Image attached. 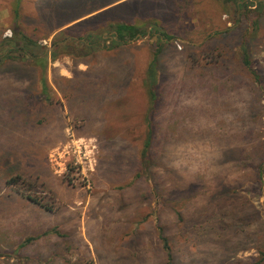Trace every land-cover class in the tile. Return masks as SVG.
Instances as JSON below:
<instances>
[{
    "label": "rangeland",
    "instance_id": "1",
    "mask_svg": "<svg viewBox=\"0 0 264 264\" xmlns=\"http://www.w3.org/2000/svg\"><path fill=\"white\" fill-rule=\"evenodd\" d=\"M249 1L21 0L15 20L17 0H0V54L20 33L37 42L35 54L49 53L74 20L68 47L45 70L15 51L22 65L0 72V264H258L262 237L238 245L243 237L221 234V213L208 202L223 184H240L264 204L254 172L236 161L264 140V93L255 106L242 84L240 43L217 34L250 29L262 0L239 6ZM119 22L157 24L175 37L176 48L161 54L150 172L140 160L144 79L160 31L116 45ZM262 34L254 61L264 75ZM160 187L180 197L183 231ZM159 226L173 241V262Z\"/></svg>",
    "mask_w": 264,
    "mask_h": 264
},
{
    "label": "trees",
    "instance_id": "2",
    "mask_svg": "<svg viewBox=\"0 0 264 264\" xmlns=\"http://www.w3.org/2000/svg\"><path fill=\"white\" fill-rule=\"evenodd\" d=\"M20 1L21 0H17V5L14 10L15 20H18L20 15ZM252 1L258 0H250L249 2H245L239 6L244 7L249 5ZM257 4L258 14L251 20L249 27L250 29L247 32L241 30V27L238 26L234 29H227L224 32L217 33L222 38L228 37L233 40H237L240 43V49L238 51L239 65L240 68L245 72L248 79L247 81L244 80L242 84L253 93V104L255 106H257V103L260 102V97L264 93V75L262 71H259L255 67L254 61V44L257 41H260L259 39L263 38L262 31L264 30V0L258 1ZM239 18L241 21L242 16ZM158 27L159 26L156 24L155 29L148 31L142 25L135 23H116L114 26V31L116 33L117 39H115L114 42L117 45L119 44L118 41L120 43H126L131 40L145 37L149 33L154 35V30H159ZM70 29L71 27H67L61 30L54 38L53 50L49 51V53H42L41 55L35 54L33 52L34 48L37 47V42L26 34L20 33V37L16 42L12 41V37H6L3 42L5 50L0 54V72L6 71L5 67H7L8 63L9 65L15 64V67L19 66L17 62L21 64L20 60L14 59L13 53L15 51H20L22 53H32L34 55L35 61L42 62L43 68L45 70L49 60L57 59L58 56L63 53L62 50L65 49V47H68L67 39L70 35ZM16 34H18V31ZM214 38L209 41H212ZM173 39H175L173 35H170L165 31H160V35L158 36L156 42L157 49L154 50L152 59L145 73L144 85L149 101L148 111L145 115L148 130L140 151V160L142 169L144 168L147 172H150L152 165H154L153 156L155 155V147L158 141L156 137L157 135L155 134L156 131L153 126V118L156 107L160 100V95L163 93V86L160 85L159 79L162 69L161 54L168 47L173 49L176 48L175 44H173V41H171ZM126 82H128L127 78ZM240 153L241 155L238 154L239 158L236 159V161L240 166L244 165L254 172L253 179H255V184L259 190V194H257V196L264 197V140H259L246 152L244 149H241ZM142 176L143 173L140 172L138 177ZM12 182H16L14 178L12 179ZM157 195L159 196V199L164 207L168 206L172 209L173 213L175 214V219L177 221L176 223L180 226L181 231H183L184 227L188 226V223L185 222L183 212L178 205L180 197L178 196L179 198H176V200H171V195L166 193L165 189L163 190L161 187L159 192H157ZM26 197L35 203H40L37 198H34L31 195H27ZM208 202L211 207H215V209L221 213L220 216L222 222H220V224L217 226V230L221 234L225 235L229 230H232L237 236L243 237L237 239L238 245H240L247 238L250 239L254 235L262 237L260 239L262 240V243L259 246H255L253 248L254 253L259 256L258 264H262L264 262V204L260 202L254 203L253 200L248 198V196H245L240 184H235L234 186L223 184L221 190L214 191L211 194V198ZM223 219L229 220L231 224H226V220L224 221ZM159 227L158 239H160L162 250L166 253L169 261L173 262L175 259L173 241L167 235L165 227ZM238 251L239 250H235L234 253H237Z\"/></svg>",
    "mask_w": 264,
    "mask_h": 264
},
{
    "label": "water",
    "instance_id": "3",
    "mask_svg": "<svg viewBox=\"0 0 264 264\" xmlns=\"http://www.w3.org/2000/svg\"><path fill=\"white\" fill-rule=\"evenodd\" d=\"M73 21H74V20H72V21H70V22H68V23H65V24L61 25L60 28H61V29H64V28H66V27H69V24H70L71 22H73ZM155 38H156V36H155Z\"/></svg>",
    "mask_w": 264,
    "mask_h": 264
},
{
    "label": "flooded vegetation",
    "instance_id": "4",
    "mask_svg": "<svg viewBox=\"0 0 264 264\" xmlns=\"http://www.w3.org/2000/svg\"><path fill=\"white\" fill-rule=\"evenodd\" d=\"M114 34H115V39H117L115 31H114ZM87 44H90V43H87Z\"/></svg>",
    "mask_w": 264,
    "mask_h": 264
}]
</instances>
